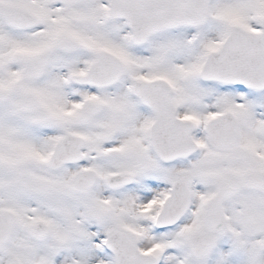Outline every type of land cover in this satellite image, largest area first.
Masks as SVG:
<instances>
[{
	"label": "snow or ice",
	"instance_id": "1",
	"mask_svg": "<svg viewBox=\"0 0 264 264\" xmlns=\"http://www.w3.org/2000/svg\"><path fill=\"white\" fill-rule=\"evenodd\" d=\"M0 264H264V0H0Z\"/></svg>",
	"mask_w": 264,
	"mask_h": 264
}]
</instances>
